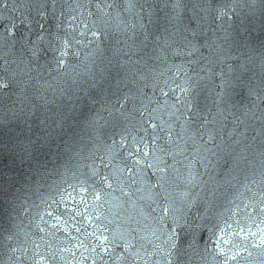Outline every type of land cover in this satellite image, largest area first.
Masks as SVG:
<instances>
[{
    "label": "snow or ice",
    "instance_id": "6c2138e0",
    "mask_svg": "<svg viewBox=\"0 0 264 264\" xmlns=\"http://www.w3.org/2000/svg\"><path fill=\"white\" fill-rule=\"evenodd\" d=\"M0 264H264V0H0Z\"/></svg>",
    "mask_w": 264,
    "mask_h": 264
},
{
    "label": "water",
    "instance_id": "95a60500",
    "mask_svg": "<svg viewBox=\"0 0 264 264\" xmlns=\"http://www.w3.org/2000/svg\"><path fill=\"white\" fill-rule=\"evenodd\" d=\"M177 62H179V61H177ZM178 159H182V158H178ZM177 167H180V165H177ZM53 178H54V179H59V177H53ZM204 178L207 179L206 176H205ZM217 178H219V177H217ZM69 181H70L71 183H75V181H72L70 178H69ZM63 187L67 188V185H63ZM237 188H240L239 184H237ZM240 190L243 191V189H240ZM68 191L71 192V191H72L71 188H68ZM229 191L231 192L232 190L229 189ZM73 195H75V193H73ZM238 202H239V201H238ZM221 210H222V209H221ZM25 223H27V220H25Z\"/></svg>",
    "mask_w": 264,
    "mask_h": 264
}]
</instances>
